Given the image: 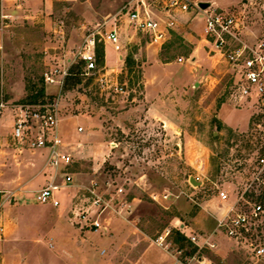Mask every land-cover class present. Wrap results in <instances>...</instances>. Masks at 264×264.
<instances>
[{
	"label": "rangeland",
	"instance_id": "1",
	"mask_svg": "<svg viewBox=\"0 0 264 264\" xmlns=\"http://www.w3.org/2000/svg\"><path fill=\"white\" fill-rule=\"evenodd\" d=\"M20 1L5 3L6 13L17 16L10 26L1 25L0 18V102L7 105L0 112V224L5 233L37 230L35 214L53 217L41 225L43 231L91 229L83 227L79 215L89 211L96 216L97 195L106 206L102 232L107 217L130 216L149 241L174 257L181 251L182 258L196 256L194 264H264V256L252 257L246 245L219 228L229 209L219 190L227 189L233 198L248 178L258 104L256 98L241 97L240 68L211 51L201 11L178 13L175 30L159 44L129 24L122 10L130 0ZM202 2L236 15L244 24L240 36L245 43L264 41V0ZM114 22L122 51L109 47L98 65L103 73L109 69L110 80L124 91H117L114 82L101 85L97 75L63 89L59 133L74 148L69 168L74 183L57 194L59 205L40 208L33 194L49 180L47 155L27 145L18 148L14 107L24 103L30 83L66 65L89 33L101 28L105 34ZM97 48L105 54L103 42L98 40ZM45 86L47 96L57 95V84ZM191 177L202 184L194 186ZM168 231L165 244L170 246L165 248L158 240ZM177 231L187 238L183 245L175 240ZM196 234L211 237L217 246L198 248L188 237ZM45 240L50 248L56 246L54 237Z\"/></svg>",
	"mask_w": 264,
	"mask_h": 264
},
{
	"label": "built area",
	"instance_id": "2",
	"mask_svg": "<svg viewBox=\"0 0 264 264\" xmlns=\"http://www.w3.org/2000/svg\"><path fill=\"white\" fill-rule=\"evenodd\" d=\"M202 1L130 0L122 11L127 16L129 24H132L136 30L149 34L153 43L164 44L169 33L177 26L175 17L178 13L200 10L201 12L197 13L205 20V41L212 45L211 51L220 53L240 68L241 75L238 81L240 95L256 98L258 104L254 118L256 148L251 159L247 161L249 167L247 165L246 167L249 174L244 188L238 191L234 199L231 198L227 189H220L218 192L219 199L229 205L226 214L219 219V228L230 240L246 245L252 257L260 259L264 256V41L253 45L245 43L240 36L244 24L236 15L230 11L212 9L211 6L208 9H202L200 6ZM0 2L1 25L8 27L17 19V16L5 11V3L10 0H0ZM110 18L106 20L105 25L111 21ZM100 30L101 28L95 29L85 37L81 46L74 52V57L69 58L66 65L51 68L44 73L45 85L57 84L59 87L55 97L37 103H20L14 107L13 138L18 142V148L22 150L23 146L27 145L33 150L48 151L45 168L51 171L50 179L43 188L34 192L33 199L36 203L53 202L59 205L60 200L56 197V192L69 188L74 183L69 168L73 165L76 156L68 148L69 143L59 133L62 92L67 78L71 75L72 67L84 62V75H97L101 85L114 82L113 86L117 91H124L117 80H110L109 69L103 73L98 65V40L105 46L104 60L107 58L106 53L109 47L118 53L122 51L119 28L114 22L105 34ZM1 47L0 43V49ZM119 59L124 61L122 55H119ZM179 61L182 62L183 58H179ZM5 108L7 105L0 102V112ZM78 131L82 132L83 128L79 127ZM81 145L78 144V146ZM59 177L62 178L61 182L58 181ZM122 191V188L118 189V192ZM102 203L103 199L96 195L94 204L100 208L96 211V216L89 211L79 215L83 227H89L94 231L105 228L102 214L106 206H102ZM182 227L185 228V225L183 224ZM4 233L5 228L0 224V237ZM169 234L170 231L161 235L158 240L165 248L170 246V243L165 244ZM188 237L198 248L217 246V242L211 241V237L199 234ZM179 254L180 257H175L177 264H194L196 256L182 258L181 251Z\"/></svg>",
	"mask_w": 264,
	"mask_h": 264
},
{
	"label": "crops",
	"instance_id": "3",
	"mask_svg": "<svg viewBox=\"0 0 264 264\" xmlns=\"http://www.w3.org/2000/svg\"><path fill=\"white\" fill-rule=\"evenodd\" d=\"M60 133L66 139L67 135ZM43 152L48 153L47 150ZM37 170L41 173L40 168ZM45 170L48 173L46 179H50L51 171ZM33 219L39 227L37 230L11 229L6 231L4 239H0V264H177L172 254L147 239L130 216L107 217V229L103 232L88 228L43 231L41 225L51 223L53 217L35 214ZM46 237L56 239L54 248L47 245Z\"/></svg>",
	"mask_w": 264,
	"mask_h": 264
},
{
	"label": "trees",
	"instance_id": "4",
	"mask_svg": "<svg viewBox=\"0 0 264 264\" xmlns=\"http://www.w3.org/2000/svg\"><path fill=\"white\" fill-rule=\"evenodd\" d=\"M97 52H98V62H102L104 57L103 52L99 51L98 49ZM84 69H85L84 62H80L79 64H76L72 67L71 75L66 80L65 89L71 90L75 88L77 85L82 83L84 76H86L84 75L85 72ZM29 90H30V94L23 101L24 103H37L40 101H45L46 99L53 98L52 96L46 95V86L43 76H41L37 82L30 83ZM219 127H221V125ZM175 240L177 243L183 245L184 242L187 241V238L182 233L177 231Z\"/></svg>",
	"mask_w": 264,
	"mask_h": 264
},
{
	"label": "water",
	"instance_id": "5",
	"mask_svg": "<svg viewBox=\"0 0 264 264\" xmlns=\"http://www.w3.org/2000/svg\"><path fill=\"white\" fill-rule=\"evenodd\" d=\"M201 8L202 9H207L209 6H210V4L209 3H201ZM190 182L194 185V186H199V185H201L202 183L201 182H199V181H197L194 177H191L190 178Z\"/></svg>",
	"mask_w": 264,
	"mask_h": 264
}]
</instances>
